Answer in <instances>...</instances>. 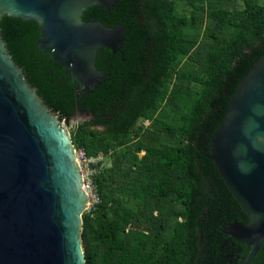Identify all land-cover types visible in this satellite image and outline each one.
Segmentation results:
<instances>
[{"label":"trees","instance_id":"obj_1","mask_svg":"<svg viewBox=\"0 0 264 264\" xmlns=\"http://www.w3.org/2000/svg\"><path fill=\"white\" fill-rule=\"evenodd\" d=\"M181 1L180 12L176 0L84 11V20L124 25L125 40L122 54L98 51L105 77L79 101L92 117L74 126L77 85L35 46L37 23L0 18L13 61L70 126L74 147L104 154L93 176L100 203L82 214L85 264H204L221 228L245 220L206 154L229 97L264 52V0Z\"/></svg>","mask_w":264,"mask_h":264},{"label":"water","instance_id":"obj_2","mask_svg":"<svg viewBox=\"0 0 264 264\" xmlns=\"http://www.w3.org/2000/svg\"><path fill=\"white\" fill-rule=\"evenodd\" d=\"M115 1L0 0V18L35 21V46L77 85L70 125L92 117L79 101L105 77L98 51L122 54L125 40L121 23L82 15L90 6L109 10ZM69 128L27 81L0 34V264H85L87 196ZM206 156L247 217L221 228L247 246L239 263L247 264L264 244V52L229 97Z\"/></svg>","mask_w":264,"mask_h":264},{"label":"flooded vegetation","instance_id":"obj_3","mask_svg":"<svg viewBox=\"0 0 264 264\" xmlns=\"http://www.w3.org/2000/svg\"><path fill=\"white\" fill-rule=\"evenodd\" d=\"M83 121H78L77 123ZM74 125L72 124L70 126ZM96 128H101V126H96ZM243 218L245 220L241 222L247 221V217H245V215ZM228 223L230 222H227L226 224ZM223 235L225 238L219 241L220 245L218 247L211 248L209 250L207 249V253L209 255L207 258H205L204 264H239L241 259L247 254L248 248L244 243L232 238L227 234ZM247 264H264V245H259L256 253Z\"/></svg>","mask_w":264,"mask_h":264},{"label":"built area","instance_id":"obj_4","mask_svg":"<svg viewBox=\"0 0 264 264\" xmlns=\"http://www.w3.org/2000/svg\"><path fill=\"white\" fill-rule=\"evenodd\" d=\"M74 152L81 172L82 188L87 196V206L83 213H91L100 203V197L93 183V176L104 167V154L100 152L96 155H87L83 149L75 147Z\"/></svg>","mask_w":264,"mask_h":264},{"label":"rangeland","instance_id":"obj_5","mask_svg":"<svg viewBox=\"0 0 264 264\" xmlns=\"http://www.w3.org/2000/svg\"><path fill=\"white\" fill-rule=\"evenodd\" d=\"M176 1H177V4H178L177 5V10H178V12H180V8L183 7V2L181 0H176ZM224 5L226 7H230V8H232V7L241 8L242 7L241 6V2L239 0H236V2L234 4L232 2H225ZM145 123H147V122H145ZM106 162H108V161H106Z\"/></svg>","mask_w":264,"mask_h":264}]
</instances>
